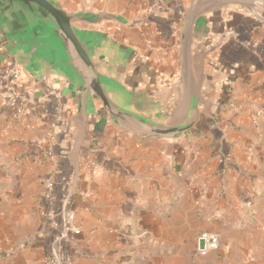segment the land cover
<instances>
[{"label":"crops","instance_id":"1","mask_svg":"<svg viewBox=\"0 0 264 264\" xmlns=\"http://www.w3.org/2000/svg\"><path fill=\"white\" fill-rule=\"evenodd\" d=\"M50 2L67 12L104 13L107 19L99 24L77 27L105 34L113 51L128 60L122 80L128 88L155 92L161 110L177 103L182 94L178 18L191 0ZM189 48L190 65L201 75L204 94L199 121L190 132L160 138L121 130L94 99L88 137L77 151L75 186L86 195L81 199L86 204H77L82 206L77 207L78 215L86 218V229L102 235L105 245H115L118 264H190L188 259H172L171 252L191 243L194 253V240L204 232L220 238L218 251L207 256L206 264H264V0H202ZM155 57L164 61L157 64ZM11 63L0 49V80L39 105L38 113L28 110L22 123L38 125L45 119L70 123L74 102L68 97L60 100L64 80L50 76L45 95L22 71L15 81ZM224 94L227 106L214 119ZM50 101L57 103L53 117L41 108V102ZM202 107L208 108L212 128L200 125L206 122ZM5 117L2 111L0 127ZM42 129H20L10 135L9 140L19 139L15 142L0 139V151H21L22 142L40 147ZM193 131L199 132L190 135ZM68 135L60 123L56 125V158H65L53 176L59 188L71 182ZM222 152L231 155L228 168L220 165ZM16 169L25 171L20 165ZM0 179L11 177L0 170ZM22 180L23 191H36V182ZM249 200L252 208L246 206Z\"/></svg>","mask_w":264,"mask_h":264},{"label":"water","instance_id":"2","mask_svg":"<svg viewBox=\"0 0 264 264\" xmlns=\"http://www.w3.org/2000/svg\"><path fill=\"white\" fill-rule=\"evenodd\" d=\"M202 0H193L186 10L179 37V78L182 94L175 105L161 110L155 92L130 89L123 82L124 66L106 35L79 29L107 19L84 10L67 12L50 0H0V49L10 60V71L21 70L45 95L49 78L65 82L60 100L74 102L70 123L57 119L56 125L70 133L67 153L73 160L68 195L74 190L80 167L78 149L85 145L88 123L94 117L97 100L108 120L117 128L142 136L168 138L194 129L199 121L201 75L190 65V32ZM66 99V98H65ZM59 104V109L61 108ZM83 144V145H82ZM203 242H200V248Z\"/></svg>","mask_w":264,"mask_h":264},{"label":"rangeland","instance_id":"3","mask_svg":"<svg viewBox=\"0 0 264 264\" xmlns=\"http://www.w3.org/2000/svg\"><path fill=\"white\" fill-rule=\"evenodd\" d=\"M183 16L184 14L178 18L181 24ZM10 88L6 86L4 89L10 90ZM1 97L0 114L3 111L6 117L5 123L0 127V139L19 141L16 137V139L12 138L14 140H9L10 135L21 130L33 132L40 128H43L44 136L40 147L22 142L21 151L11 152L9 149V153L0 151V170L11 177L9 180L0 179V264H62L61 261L65 264H118L115 245L112 243L105 245L102 235L95 233L91 228L86 229V218L78 215L77 204L79 202L86 204V201L81 200L86 199L84 193L76 190L75 186L61 203L54 205L52 185H54L55 166L51 157L55 160L57 152V145L52 138L56 131L55 122V129L49 119L40 121L38 125L23 124L22 119L28 117V110L37 114L39 105H33L30 100L24 107L16 105L13 109L8 105L7 96L4 94L3 99ZM2 100L4 103H1ZM201 110L206 122L200 125L204 124L208 127L210 121L212 122L208 108L202 107ZM215 124L216 122L213 123L214 126ZM27 125H32L34 129L25 128ZM190 135L195 134L190 133ZM28 155L32 156L30 157L32 159ZM219 155L220 165L224 157L229 160L231 158L229 153L222 152ZM17 165L23 166L25 171L16 169ZM41 168L47 170L41 172ZM22 179L24 181L32 179L36 182V191H23L20 186ZM2 198L6 199L1 201ZM68 217H72L68 224L78 229V233H68L61 240L62 223L68 221ZM44 248L47 253L44 252ZM171 257L188 259L190 264H206L208 258L195 256L191 243L189 247L182 245L180 249L172 250Z\"/></svg>","mask_w":264,"mask_h":264},{"label":"built area","instance_id":"4","mask_svg":"<svg viewBox=\"0 0 264 264\" xmlns=\"http://www.w3.org/2000/svg\"><path fill=\"white\" fill-rule=\"evenodd\" d=\"M155 63L160 64L164 61L163 57H155ZM21 75V70L19 69H15L14 71H11V77L15 80V81H19V77ZM6 88L4 86V83L2 80H0V90L2 91V93L0 94V97L3 96L4 94L7 96L8 98V105L12 106L13 109L15 108L16 105H20V106H25L26 102L29 101L26 97H24V95L18 91L17 89L14 88V86H12L10 88V90L8 89H4ZM3 94V95H2ZM2 98V97H1ZM42 104V102H41ZM231 108H235L233 104L229 105ZM19 111V110H17ZM25 112V111H24ZM52 126L55 129V125L54 123H52ZM27 129H34V127L31 125H27L26 126ZM52 138L54 140V133L52 135ZM231 157V156H230ZM51 160L53 161V164L55 166V173H56V165H57V158L54 160L53 157H51ZM231 162V158L230 160L227 157H224V159H222L221 161V166L223 168H228ZM54 173V174H55ZM253 205L252 201H247L246 202V206L251 208ZM131 213V212H130ZM72 219V217H68V221L66 220V222L62 223V227H61V233H60V239H64L68 233H78V229H76L73 226H70L68 223L69 221ZM219 235L217 233H209V232H204L201 233L199 235L196 236L195 240H194V254L197 257H201V258H205L207 257L210 253L217 251L219 248ZM200 242H203V247L200 248ZM62 264H65L61 261Z\"/></svg>","mask_w":264,"mask_h":264},{"label":"trees","instance_id":"5","mask_svg":"<svg viewBox=\"0 0 264 264\" xmlns=\"http://www.w3.org/2000/svg\"><path fill=\"white\" fill-rule=\"evenodd\" d=\"M227 100H228V98L224 94V98H221L220 99V103L216 107V112H215V114L213 116L214 119H215L216 115L219 113V110H221L223 107H226L227 106V104H226L227 103ZM41 105H42L41 108H42V110H43V112L45 114H47L50 117H53L55 115V109L57 108L56 101H50V103H48V104L42 103ZM208 128H212V122L211 121L209 123ZM191 133L192 134H197L198 131H193ZM64 161H65V158H63L62 161H61V158H59V157L57 158L56 172L59 173V171H60L59 168H60L61 165L64 164ZM68 177L69 178L71 177V171L69 172ZM53 181H55V178H54ZM64 184L65 185L62 188L61 187L59 188L58 185H56V186L52 185L53 192H54V196L56 197V200H57L56 201L57 204L61 203V201L63 200V198L66 197L67 194H68L69 185H68V183H64ZM57 204L55 203L54 205L56 206ZM44 252L47 253L48 251L44 248Z\"/></svg>","mask_w":264,"mask_h":264}]
</instances>
